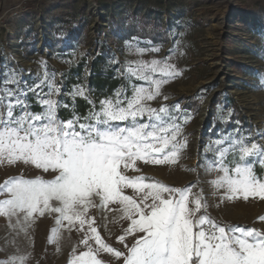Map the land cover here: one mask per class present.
I'll list each match as a JSON object with an SVG mask.
<instances>
[{"label":"rangeland","instance_id":"1","mask_svg":"<svg viewBox=\"0 0 264 264\" xmlns=\"http://www.w3.org/2000/svg\"><path fill=\"white\" fill-rule=\"evenodd\" d=\"M102 45L114 56L119 74L125 73L126 62L137 60H166L174 65L180 75L169 79L161 95L148 103L153 108L179 104L189 117L186 123L181 121L187 147L178 160L162 165L137 161L138 170L129 168L125 174L148 177L145 183L191 186L193 193H203L206 208L201 214L221 224L264 230V221L258 219L264 216V199H221L224 189L211 184L218 171L205 170L214 156L204 151L219 134L238 126L264 144V135H258L264 133V84L260 81L264 0H0V71L16 70L29 84L38 82L35 78L44 71L43 60L48 72H55L63 92L67 79L71 89L86 85L90 63ZM138 48L159 51L141 54ZM127 81V96L132 94V84L144 83L135 78ZM212 121L220 128L213 127ZM226 159L233 157L229 154ZM255 173L264 180V167L255 166ZM14 176L52 178L31 164H0V184ZM124 192L135 199L142 195L131 188ZM8 196L0 192V200ZM5 219L0 225V261L16 257L14 264H69L74 255L86 250L82 241L90 235L89 223L106 244L119 251H125V243L134 242L132 235L126 236L125 243L118 239L125 235L130 220L117 202L90 208L83 227L78 221L58 223L55 212L34 214L27 222L23 215L19 220ZM90 244L98 247L94 240ZM97 259L102 264H123L105 251H99Z\"/></svg>","mask_w":264,"mask_h":264},{"label":"snow or ice","instance_id":"2","mask_svg":"<svg viewBox=\"0 0 264 264\" xmlns=\"http://www.w3.org/2000/svg\"><path fill=\"white\" fill-rule=\"evenodd\" d=\"M149 50L159 51L137 49L141 54ZM40 63L44 71L35 84L16 70L0 71V164H31L52 178H7L0 184V192L9 194L0 200V215L18 220L23 215L27 222L34 214L55 212L58 223L78 221L83 227L90 208L111 202L122 205L130 225L118 239L125 243L126 236L132 235L134 242L119 251L89 223L90 235L82 241L86 250L69 264H102L99 251L111 253L123 264H264V230L221 224L201 214L206 208L203 193H193L191 186L145 183L148 177L125 174L129 168L138 170L137 161L174 163L187 147L181 121L186 123L189 117L181 106L153 108L148 103L161 95L169 79L180 75L174 65L157 59L126 62L122 75L144 83L132 84L131 96L120 88L97 105L88 86L76 84L64 93L55 72H48L47 62ZM260 81L264 84V74ZM65 96L72 102L67 120L58 116L60 109L69 108ZM77 98L90 105L84 115L76 111ZM35 106L41 111H33ZM204 151L214 156L205 170L218 171L211 184L224 189L221 199H264V180L255 173V166L264 167V144L238 126L219 134ZM229 154L232 161L226 159ZM127 188L142 195L139 199L126 195ZM258 219L264 221V216ZM16 259L0 264H14Z\"/></svg>","mask_w":264,"mask_h":264},{"label":"trees","instance_id":"3","mask_svg":"<svg viewBox=\"0 0 264 264\" xmlns=\"http://www.w3.org/2000/svg\"><path fill=\"white\" fill-rule=\"evenodd\" d=\"M99 49H101L100 52L90 63V71L86 79V86H88L90 89V96L97 102V105L99 100L112 96V94L117 89L124 88L128 91L129 88L125 75H122V73L119 74L118 71H116L118 64L114 63V56L110 55L107 47L104 45L99 47ZM77 76L79 82H83L80 71L77 72ZM66 82L67 83L64 93H67L71 90V80L67 79ZM64 102L69 104V108L60 109L58 111V116L63 120H67L71 118L72 115V102L67 99L66 96L64 97ZM75 105L76 111L80 115L86 114L90 109V105L82 98H77ZM32 110L39 112L41 111V108L39 106H35ZM212 123L213 127L218 126L220 128V125L217 121H212Z\"/></svg>","mask_w":264,"mask_h":264},{"label":"crops","instance_id":"4","mask_svg":"<svg viewBox=\"0 0 264 264\" xmlns=\"http://www.w3.org/2000/svg\"><path fill=\"white\" fill-rule=\"evenodd\" d=\"M5 216L4 215H0V225H2L5 222Z\"/></svg>","mask_w":264,"mask_h":264},{"label":"built area","instance_id":"5","mask_svg":"<svg viewBox=\"0 0 264 264\" xmlns=\"http://www.w3.org/2000/svg\"><path fill=\"white\" fill-rule=\"evenodd\" d=\"M14 55H16V54H14Z\"/></svg>","mask_w":264,"mask_h":264}]
</instances>
